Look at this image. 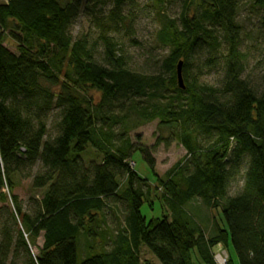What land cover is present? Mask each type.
<instances>
[{"label":"trees","instance_id":"1","mask_svg":"<svg viewBox=\"0 0 264 264\" xmlns=\"http://www.w3.org/2000/svg\"><path fill=\"white\" fill-rule=\"evenodd\" d=\"M1 1L0 264H141L142 248L159 264H213L220 245L232 248L239 264H264V75L256 86L243 78L238 0H182L178 17L161 22L157 42L168 54L150 75L131 71L109 37L124 23L131 0H112L106 20H99L100 60L70 29L79 17L96 18L109 0ZM251 10L263 13L264 31V0H253ZM5 37L17 53L4 46ZM213 70L220 72V86L201 85ZM90 90L100 94L98 103ZM54 112L50 135L47 118ZM123 112L158 121L189 156L166 180L144 159L170 217L142 216L155 194L127 159L143 151L127 139L116 147L110 131L103 132L125 127ZM90 148L102 160L86 167L82 156ZM37 163L41 172L32 189L44 193L28 214L13 194V177ZM118 179L125 180L123 190ZM240 179L242 187L232 194ZM107 201L125 206L124 226L113 236L102 230ZM194 201L219 211L225 230L217 225L206 237L188 216ZM80 237L86 250L98 253L78 262Z\"/></svg>","mask_w":264,"mask_h":264},{"label":"rangeland","instance_id":"2","mask_svg":"<svg viewBox=\"0 0 264 264\" xmlns=\"http://www.w3.org/2000/svg\"><path fill=\"white\" fill-rule=\"evenodd\" d=\"M182 0H166L164 6H158L156 0H131L123 10V15L126 17L122 26L114 34L109 37L118 45V55H121L126 60L129 69L139 74H154L157 72L155 62L161 61L167 56V50L161 48L157 42V32L160 29L161 22L164 18L170 17L175 19L181 11ZM253 0H238L239 9L237 13V24L240 26V51L245 56L244 67L245 72L243 78L248 80L252 86L259 83V79L264 75V31L260 30V19L263 16L261 12L251 10ZM0 3L2 1L0 0ZM112 7V0L108 1L106 7L101 11H97V17H79L74 22L70 29L71 36L74 39L85 37L89 45L95 48V59L102 58L101 51L103 50L100 42V29L98 27L99 20H106L105 16ZM103 32V31H102ZM4 46L12 53H17L15 43L5 37ZM221 82V75L219 71H209L204 75L199 83L208 87L218 88ZM89 97L94 103L100 101V94L89 91ZM120 115L127 116L125 127L122 125L115 127H108L103 129V132H108L114 139V146H122V140H129L133 149H140L132 153L131 157L127 159V163H131L132 170L137 176L146 180L151 185L152 193L154 195V206L151 209L149 203H144L141 208V214L147 220L159 219L165 215L170 217V213L164 206L162 210V203L160 200L163 190L155 188V176L162 180H166L167 174L184 159L187 155L184 148L178 144L176 138L171 135V130L158 129V121L146 122L141 115L135 113L123 112ZM119 115V116H120ZM57 113H50L47 118V125L49 127V134L52 135L53 125L56 121ZM124 130L126 133H124ZM176 134L175 131H173ZM149 160L153 166L148 164ZM102 160V155L95 149H88L82 156V163L87 167L90 163L99 164ZM41 172V164L37 163L33 167L23 168L21 172L13 177L14 191L13 194L18 198V201L23 207L25 213L31 214L35 201H39L43 197L44 191H35L32 189V182L34 177ZM120 190H123L125 180H120ZM159 185V184H158ZM161 187V184L160 186ZM242 187V179L238 180L232 186V194ZM144 192L146 188L143 189ZM7 196L8 191L5 188L3 191ZM150 200V199H149ZM107 208L104 210V226L102 230H107L109 235H115L116 232L124 226V218L126 215L125 206L121 203L113 205L110 202H105ZM193 203V204H192ZM191 207H203L200 201L192 202ZM8 205L12 208L8 197ZM2 205H0V208ZM190 205L187 206V210ZM190 211V209L188 210ZM216 220L221 221L219 211L215 210ZM223 223V222H222ZM100 240L97 239L95 244L100 245ZM43 244L42 238L38 239L35 247H31L33 255L37 254V248H41ZM86 240L80 237L78 244V262H81L87 257L96 255L98 252L94 249L86 250ZM108 245V244H107ZM97 246V245H96ZM107 248V246H106ZM212 252H215L213 249ZM228 252L232 254V248H228ZM196 258V257H195ZM141 264H159L158 260L149 254L145 249L140 252ZM196 260V259H195Z\"/></svg>","mask_w":264,"mask_h":264},{"label":"crops","instance_id":"3","mask_svg":"<svg viewBox=\"0 0 264 264\" xmlns=\"http://www.w3.org/2000/svg\"><path fill=\"white\" fill-rule=\"evenodd\" d=\"M192 204H190V208H189L190 211H188L189 213L188 216L190 217V219H193V221L198 226L201 227V229L206 233V237L213 235V233L217 229V225L222 230H225V225L221 221L216 220L215 210L207 209L204 206L203 207H191ZM228 254H229V257L232 259V264H239V261L237 259L235 252H233L232 254L228 252Z\"/></svg>","mask_w":264,"mask_h":264},{"label":"built area","instance_id":"4","mask_svg":"<svg viewBox=\"0 0 264 264\" xmlns=\"http://www.w3.org/2000/svg\"><path fill=\"white\" fill-rule=\"evenodd\" d=\"M213 264H229V254L221 245L213 252Z\"/></svg>","mask_w":264,"mask_h":264},{"label":"water","instance_id":"5","mask_svg":"<svg viewBox=\"0 0 264 264\" xmlns=\"http://www.w3.org/2000/svg\"><path fill=\"white\" fill-rule=\"evenodd\" d=\"M181 67H182V63H178L177 68H176V74H177V84L178 87L180 89H183V81H182V77H181Z\"/></svg>","mask_w":264,"mask_h":264}]
</instances>
